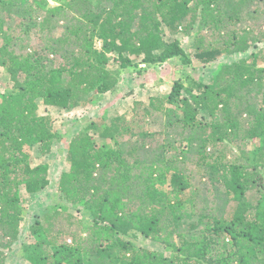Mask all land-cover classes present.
I'll list each match as a JSON object with an SVG mask.
<instances>
[{"label":"trees","instance_id":"obj_1","mask_svg":"<svg viewBox=\"0 0 264 264\" xmlns=\"http://www.w3.org/2000/svg\"><path fill=\"white\" fill-rule=\"evenodd\" d=\"M49 1L0 0V10L10 15L0 17V68L17 91L0 102V264H6L5 251L21 233L20 190L36 194L49 185L48 165L32 167L27 150L39 145L48 155L59 138L51 117L38 113L39 100L66 110L87 106L92 93L116 88L120 70L130 68L133 58L147 65L176 58L192 64L179 39H165L163 27L172 37L191 36L199 24L194 56L202 64L245 54L264 42L262 29H235L245 19V7L264 0H71L53 8ZM13 14L21 18L14 26ZM57 26L63 30L60 36ZM32 30L46 33L44 46H26L18 53L15 46ZM96 39L103 43L102 52ZM108 54L118 57L120 70L107 68ZM261 60L264 50L223 66L209 84L176 82L170 99L154 98L141 114L136 103L131 119L123 115L92 124L74 138L59 192L90 220L84 223L66 210L46 213L30 228L36 243L25 258L31 264H264ZM167 102H181V114ZM154 113L166 118L160 130L139 127V115L146 122ZM90 129L114 146L99 145ZM240 140L255 144L253 158L242 151L248 165L226 162L222 150L225 144L237 147ZM191 156L198 159L196 173L186 168ZM169 179L176 188L162 190ZM196 179L203 185L217 183L234 207L221 217L205 209ZM138 234L172 254L137 248L133 239Z\"/></svg>","mask_w":264,"mask_h":264},{"label":"rangeland","instance_id":"obj_2","mask_svg":"<svg viewBox=\"0 0 264 264\" xmlns=\"http://www.w3.org/2000/svg\"><path fill=\"white\" fill-rule=\"evenodd\" d=\"M69 1L71 0H50L49 7H58ZM243 13L245 19L235 27L236 30L243 31L245 29H251L256 32L261 29L264 30V2L252 4L248 8L245 7V12ZM12 16L13 20L10 22L11 25L14 26L15 23L21 21L18 14H13ZM0 17L7 19L10 15L7 11L0 10ZM8 25L9 21L6 23V26ZM64 25V22L59 24L60 27ZM226 28L228 32H231L233 29L230 25H227ZM198 29H200L199 24L192 31L191 36H185L183 33H179L175 37L170 36L169 30L166 27H163L161 30L166 40L171 41L174 38L179 39L182 47L193 60L190 65H183L178 58L154 65L143 64L141 59L133 58V65L122 71L119 68L118 57L108 54L107 57L109 62L107 68L112 72L121 71L120 82L113 91L104 95L92 93L91 97L94 100L87 106H82L77 109L66 110L48 107L44 105L42 100L38 101V113L41 116L47 115L51 117L54 130L59 138L55 140L52 151L48 155L41 154L39 145H34L30 149L27 148L31 155L32 167L43 164L48 165L49 185L36 194H29L25 188L20 190V198L22 201L21 208L24 220L21 224V233L18 241L14 243L10 249L5 251L7 255L6 264H31L30 261L25 258L26 250H32V246L36 243L30 235V228L35 222L41 220L46 213L66 210L84 223H88L90 220L83 208L72 206L63 201L59 192L61 175L70 168L68 151L74 138L79 136L92 124L110 123L115 117L123 115L131 119L136 103L140 104L138 110L141 114L143 113V107H152V100L154 98L170 99L173 86L176 82H182L186 87L193 82L209 84L223 66L248 59L251 55L260 53L264 50V42H260L245 54L222 56L216 62L202 64L196 60L194 56L195 33ZM62 32L63 30L57 26L55 35L60 36ZM42 35L32 30L29 36H23V40L18 42L15 46V50L21 53L26 46L32 50L41 49L44 46V41H46V33ZM207 35L209 36L207 41H213V38L209 34ZM95 47L98 52H102V41L96 39ZM258 65L259 67H264V61H259ZM254 91H256V89ZM16 92L7 70L0 68V102L4 96ZM165 106L171 107L174 109L175 113L181 114V102H174L172 104L167 102ZM139 117V127H143L146 130H160L161 125L166 122L165 116L158 113H154V117L146 119V122H144L143 118L145 116L139 115ZM87 132L99 145H105L107 148L114 146V141H102L94 129H90ZM173 135L178 142L182 141L183 137L180 136L178 130H175ZM241 138H243V136H241L240 139ZM222 150L224 151L226 162L235 163L237 165H248L242 151L253 158L255 144L250 140H240L237 147L234 145L226 146L225 144ZM197 161L198 159L196 156L190 157V161L186 164V168L189 172H197ZM261 173L264 177V170ZM198 181V179L194 180V187L198 189L202 188L198 201H202V205L205 209H213L214 215L221 217V215H226V212L231 210V207H234L235 202L228 198L223 192L221 193V188L217 183L212 184L207 181L206 184L203 185L204 182L201 184ZM203 187H205V189ZM160 188L164 191H172L176 186L173 185L171 179H169V181ZM190 193L191 192L188 191V194ZM263 193L264 191L262 190L261 194ZM257 196L258 194H255L254 197L250 195L249 198L254 199ZM133 242L139 249L162 253L167 256L172 254L171 250L166 246L152 242L140 234L137 235L136 239H133Z\"/></svg>","mask_w":264,"mask_h":264}]
</instances>
